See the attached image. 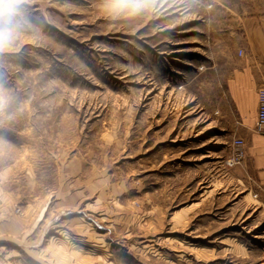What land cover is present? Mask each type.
Returning <instances> with one entry per match:
<instances>
[{
  "label": "rangeland",
  "instance_id": "rangeland-1",
  "mask_svg": "<svg viewBox=\"0 0 264 264\" xmlns=\"http://www.w3.org/2000/svg\"><path fill=\"white\" fill-rule=\"evenodd\" d=\"M113 2L0 0V222L32 218L0 264H264V191L209 95L264 0Z\"/></svg>",
  "mask_w": 264,
  "mask_h": 264
},
{
  "label": "crops",
  "instance_id": "crops-1",
  "mask_svg": "<svg viewBox=\"0 0 264 264\" xmlns=\"http://www.w3.org/2000/svg\"><path fill=\"white\" fill-rule=\"evenodd\" d=\"M228 27L221 60L211 66L217 70L209 95L213 89L220 96L215 118L230 119L228 125L222 122L221 126L226 136H240L245 141L246 159L231 169L264 191V137L253 131L257 90L264 86V17L240 19ZM31 219L23 214L1 221L0 235L21 231Z\"/></svg>",
  "mask_w": 264,
  "mask_h": 264
},
{
  "label": "built area",
  "instance_id": "built-area-1",
  "mask_svg": "<svg viewBox=\"0 0 264 264\" xmlns=\"http://www.w3.org/2000/svg\"><path fill=\"white\" fill-rule=\"evenodd\" d=\"M253 131L256 134L264 135V86L257 90V111L255 121L253 124ZM246 159V145L245 141L240 136H235L231 142L229 155L225 161V165L233 167L244 163Z\"/></svg>",
  "mask_w": 264,
  "mask_h": 264
},
{
  "label": "clouds",
  "instance_id": "clouds-1",
  "mask_svg": "<svg viewBox=\"0 0 264 264\" xmlns=\"http://www.w3.org/2000/svg\"><path fill=\"white\" fill-rule=\"evenodd\" d=\"M129 8H135V5L130 2H127V0H114L113 3H110L107 6V10L112 12L123 11ZM0 17H4L6 22H9L11 19L10 15L3 11H0ZM9 38H10V33L4 30H0V41L7 40Z\"/></svg>",
  "mask_w": 264,
  "mask_h": 264
}]
</instances>
